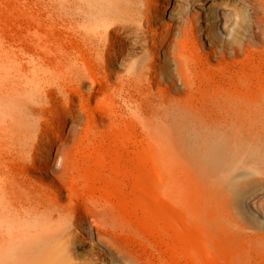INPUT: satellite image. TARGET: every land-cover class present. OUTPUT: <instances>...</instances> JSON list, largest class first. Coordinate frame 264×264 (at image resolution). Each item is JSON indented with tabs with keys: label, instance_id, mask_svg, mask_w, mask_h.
Masks as SVG:
<instances>
[{
	"label": "bare ground",
	"instance_id": "bare-ground-1",
	"mask_svg": "<svg viewBox=\"0 0 264 264\" xmlns=\"http://www.w3.org/2000/svg\"><path fill=\"white\" fill-rule=\"evenodd\" d=\"M241 1L247 23L211 9L209 51L168 0H52L25 23L33 64L0 66V264H264V0ZM122 165L143 168L169 257L132 233Z\"/></svg>",
	"mask_w": 264,
	"mask_h": 264
},
{
	"label": "rangeland",
	"instance_id": "rangeland-1",
	"mask_svg": "<svg viewBox=\"0 0 264 264\" xmlns=\"http://www.w3.org/2000/svg\"><path fill=\"white\" fill-rule=\"evenodd\" d=\"M46 4L48 6V9H50L49 6L52 4V0H0V66H2V68L5 66L3 69L4 70L7 69V71L9 73H12V71H14V69L16 70V68L12 64H33L30 60L27 59V55L25 53L26 45L28 42L27 41L28 37H27L26 31H25V27H26L25 23L27 21H30V20H32V21L43 20L44 22L49 23L50 11L48 9L43 8L44 5H46ZM220 4L221 5L224 4V6L227 8H228V6L232 7L235 5V7L238 8L242 18L246 17V15H247L246 5H244V2H242L241 0H225V2H224V0L223 1L222 0H168L167 12L165 15L166 20L172 24V29L178 33V32H180L179 29H181L183 26H185L186 18L189 16H192V15H195L197 17L196 28L198 30V37H197L198 41L204 47V49L206 51H209L211 49V43H209V42L212 41V40H210V38H211L210 36H211V33L213 32L212 31L213 30V27H212L213 24H212V18H211V14H212L211 9L215 6H219ZM171 16H172V20L169 19ZM244 21H245V23L248 22L246 18H244ZM244 27H242L240 29V32H239L240 37L244 36V34H243L245 31ZM250 29H251V27H250ZM37 35H39V32H37L36 36L33 34V38L36 37L39 39V37H37ZM41 35L44 37V39H47L49 42L51 41V37L48 36V34L45 35L44 33H41ZM31 58H33V57L31 56ZM7 64H9V65H7ZM8 66H10V68L13 67L14 69L13 68L10 69ZM4 70H2V71H4ZM2 71L0 70V72H2ZM1 75H2V73H0V79H1ZM122 166L117 167L118 172H117L116 176L118 177V179L116 177L115 180H112L111 185L109 187L110 188L113 187L112 189L114 191H116V193H118L121 196V199L123 200V202L126 206V212L129 215L128 218H130V214H131L132 218H131V220L130 219L129 220H130V222L133 221V225H135V226H133L134 229H133L132 233L136 237H138L139 240H143V239L145 240L146 239L147 241H149L148 243H150V241L152 240L151 244H152V242H154L153 243L154 245H156V244L158 245V243H159V245H158L160 247L159 252H161V254L164 256L167 254V252H169V254L167 255L169 257L171 252L174 251L173 250V244H175V246H177V243L179 242V240L176 238L174 233L173 234L170 233V232H173L170 222H169L170 225L168 227H164V229H162L160 226H158L156 224V215H157V217H160V218H162V216L164 217V215H163V212H160V210H157V207H155L154 205H151L152 204L151 201H149L148 199L143 197L144 196L143 193L145 191H147V189H148L147 184H146L147 182H146V179H145L144 174H143L144 173L143 168L134 167V166L131 167V165H122ZM128 167H130L129 168L130 170H128ZM126 170H127V172H126ZM130 173H131V175H130ZM127 174L129 175V177H127ZM131 177H132L133 181H132ZM129 180H130V183H129ZM125 183H126V185H125ZM120 185L121 186L123 185V186L120 187ZM135 191H136V193H135ZM123 193H125V194L123 195ZM132 208L136 209V211L133 210ZM153 208L155 209V211ZM130 209L133 212H130L131 211ZM148 216H149V220H148ZM134 219H135V221H134ZM150 219L153 222V224L150 221ZM145 220H146V222H145ZM141 221H143V224ZM134 222L135 223L139 222L138 223L139 226L136 223L137 224V227H136V224ZM144 223L147 224L146 225L147 230L142 227L143 225L145 226ZM150 225L152 227L151 229H150ZM139 227L140 228L142 227V229L140 230ZM137 230H138V232H137ZM143 230H144V234L146 233V236H148V237H150V236L152 237L154 235L151 240H149V238L143 234ZM184 230L185 231H183L181 240L185 244L189 242L188 245H190L192 242L194 244L196 242V235L194 234V232L192 233L193 234L192 235L190 232L191 230L190 231L187 230L189 233L186 231V229H184ZM151 231H153L152 232L153 234L148 235L149 233H151ZM156 231L158 233H156ZM171 234L173 237L171 236ZM157 235H159V236H157ZM144 236H145V238H144ZM162 236H163V238H161ZM157 238H159L158 243H157V241H158ZM175 238L177 240H175ZM191 239H192V241H191ZM164 243L166 244V246ZM170 245L172 248L171 250H170ZM163 248H164V251L167 250V248H168V251L164 252ZM87 249H88V251H92V253H96L98 255H101V253H102L101 251H105L104 248H102L99 244H97V239L95 237H94V242L90 243L89 246L87 247ZM167 256H165V257H167ZM106 257H107V259L105 261L106 263H104V264H112L111 263V261L113 260L112 257L110 255H107V254H106Z\"/></svg>",
	"mask_w": 264,
	"mask_h": 264
}]
</instances>
